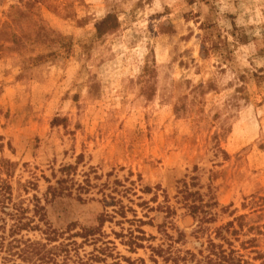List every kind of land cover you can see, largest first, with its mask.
Instances as JSON below:
<instances>
[{"label":"rangeland","instance_id":"374dc122","mask_svg":"<svg viewBox=\"0 0 264 264\" xmlns=\"http://www.w3.org/2000/svg\"><path fill=\"white\" fill-rule=\"evenodd\" d=\"M0 226L56 264H264V0H0Z\"/></svg>","mask_w":264,"mask_h":264},{"label":"trees","instance_id":"16d2710c","mask_svg":"<svg viewBox=\"0 0 264 264\" xmlns=\"http://www.w3.org/2000/svg\"><path fill=\"white\" fill-rule=\"evenodd\" d=\"M188 1H189V3H194L197 0H188ZM119 26H120V21H119L117 14L109 12L97 24L96 36L102 37L105 34L109 33L111 30L118 28ZM203 29H205V36L203 37V41L206 44V43H208L207 41L211 38L208 35L207 28L204 26ZM206 34H207V36H206ZM57 37L59 38L57 40L61 39L62 41H67L66 37L62 36L61 34H58ZM72 45H73V43L71 41L70 42L68 41L66 43H63L60 47H71ZM216 47L217 46L214 43V44H212V46L210 48L205 47V51L211 50V49L215 50ZM56 54H58L57 51H53V52H50L48 54H39L36 56V58L34 60H36V61L41 60V59L44 60L45 58L52 56V55H56ZM154 92L155 91L152 89V91L149 94H147V97L148 98L153 97ZM69 168H71V166H68L66 169H69ZM35 209H36L35 213H37L40 217L39 220L43 221L45 225H48V222L46 220L45 207L41 206L40 204H36ZM41 211H43V212H41ZM106 220H107L106 214L102 213L98 218L99 225L97 227H99V229H101L102 226L105 224ZM17 226H19L20 227L19 229H21V230L26 229L28 227L27 224H17ZM2 229H3V227L0 226V259H1L0 264H22V263L16 262V260L14 259L15 255H18V257H22L23 261L25 259H28L29 262L32 260L33 264H38L37 260L45 261L47 257L50 260H53L55 263V259H53L52 256H50L52 251H51V249H47L46 243H42L40 241H31L30 239L24 240L23 238H17L15 230L12 231L11 234H9V237H11V238L8 239V237L5 235V233L3 232ZM82 229L83 230L80 233V235L85 240H87L90 236H93L98 232L96 227H83ZM47 230L48 229H46L45 231H47ZM55 233H57V232H55ZM51 235L52 234L48 235L49 241L50 240L54 241L57 239L56 236L52 237ZM132 243L137 245V246H140V247L143 246L142 244H139L135 240L133 242H131V244ZM65 247H62L63 248L62 250L65 249L68 253L69 250ZM25 254H26V256H25ZM35 257H36V260H35ZM62 264H69V263L67 261H63ZM78 264H86V263L83 260H80L78 262ZM174 264H177V263H174Z\"/></svg>","mask_w":264,"mask_h":264}]
</instances>
